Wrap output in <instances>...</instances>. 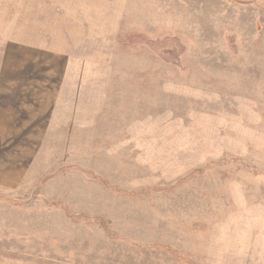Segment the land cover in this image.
<instances>
[{
    "label": "rangeland",
    "instance_id": "1",
    "mask_svg": "<svg viewBox=\"0 0 264 264\" xmlns=\"http://www.w3.org/2000/svg\"><path fill=\"white\" fill-rule=\"evenodd\" d=\"M0 264H264V0H0Z\"/></svg>",
    "mask_w": 264,
    "mask_h": 264
}]
</instances>
